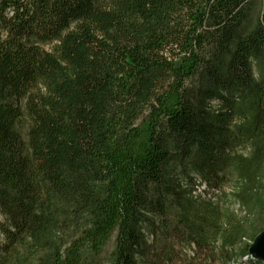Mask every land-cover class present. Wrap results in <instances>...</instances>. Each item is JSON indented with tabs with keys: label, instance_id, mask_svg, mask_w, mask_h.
<instances>
[{
	"label": "trees",
	"instance_id": "trees-1",
	"mask_svg": "<svg viewBox=\"0 0 264 264\" xmlns=\"http://www.w3.org/2000/svg\"><path fill=\"white\" fill-rule=\"evenodd\" d=\"M0 216V264L249 258L264 0H0Z\"/></svg>",
	"mask_w": 264,
	"mask_h": 264
},
{
	"label": "rangeland",
	"instance_id": "rangeland-1",
	"mask_svg": "<svg viewBox=\"0 0 264 264\" xmlns=\"http://www.w3.org/2000/svg\"><path fill=\"white\" fill-rule=\"evenodd\" d=\"M255 77H258L256 71H254ZM239 181L236 179L234 176H228L222 183H221V190L219 195H217V198L215 199L214 203L221 204L223 207L229 208L231 211L236 213L238 216H243L244 211L241 209L238 205V203L235 200L234 195L237 193L238 188H239ZM201 187V188H200ZM203 184L198 187V189H202ZM249 222L251 225L258 224V227H261L264 225V217L263 218H255L250 217ZM4 219L3 217L0 216V222H3ZM2 241V236L0 235V242ZM248 243L250 244L249 240L246 239L245 244ZM185 253L187 256L192 257V251L190 248L185 249ZM236 264H264V262H258L252 259L250 256L249 258H243L241 260H238Z\"/></svg>",
	"mask_w": 264,
	"mask_h": 264
},
{
	"label": "water",
	"instance_id": "water-1",
	"mask_svg": "<svg viewBox=\"0 0 264 264\" xmlns=\"http://www.w3.org/2000/svg\"><path fill=\"white\" fill-rule=\"evenodd\" d=\"M249 256L258 262H264V231L259 233L248 249Z\"/></svg>",
	"mask_w": 264,
	"mask_h": 264
},
{
	"label": "bare ground",
	"instance_id": "bare-ground-1",
	"mask_svg": "<svg viewBox=\"0 0 264 264\" xmlns=\"http://www.w3.org/2000/svg\"><path fill=\"white\" fill-rule=\"evenodd\" d=\"M201 188V187H200ZM204 190V185H203V188L202 189H198V192H201V191H203Z\"/></svg>",
	"mask_w": 264,
	"mask_h": 264
}]
</instances>
